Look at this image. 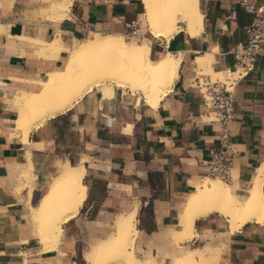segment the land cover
I'll return each instance as SVG.
<instances>
[{
    "label": "crops",
    "instance_id": "obj_1",
    "mask_svg": "<svg viewBox=\"0 0 264 264\" xmlns=\"http://www.w3.org/2000/svg\"><path fill=\"white\" fill-rule=\"evenodd\" d=\"M58 1L0 0V264H78L81 239L104 241L107 225L134 210L133 248L144 259L162 264L208 244L215 250L210 264H264V221L229 234L223 217L212 214L195 221L197 237L171 239L187 197L207 178L200 163L220 149L218 125L197 87L196 60L208 55L215 73L232 72L231 51L246 42L252 15L236 0H199L200 32L191 37L178 23L181 30L165 41L152 37L141 22V0H71L60 19L51 18L45 11ZM97 34L135 43L147 38L153 62L167 54L180 58L170 90L154 108L126 89L97 87L24 141L14 129L17 110L10 100L39 92L38 82L63 66L75 44ZM58 38L62 49L40 51ZM233 98L229 129L235 155L226 184L242 196L264 168V53L254 71L237 82ZM64 162L83 167L86 200L62 224L57 246L45 249L31 208ZM26 173L33 174L29 183ZM261 196L264 204V180Z\"/></svg>",
    "mask_w": 264,
    "mask_h": 264
},
{
    "label": "bare ground",
    "instance_id": "obj_2",
    "mask_svg": "<svg viewBox=\"0 0 264 264\" xmlns=\"http://www.w3.org/2000/svg\"><path fill=\"white\" fill-rule=\"evenodd\" d=\"M70 1L60 0L52 4L45 13L51 18H59L69 8ZM198 1L141 0L144 10L140 17L141 22L156 39L169 41L181 30L178 23H184L186 33L194 37L202 28ZM149 44L147 38L134 43L127 42L121 36L100 34L94 35L87 42L75 44L63 66L49 72L38 82L39 92H21L13 96L11 104L17 110L14 129L26 141L32 130L41 127L48 118L64 112L86 93L100 86L126 89L133 95H139L145 104L155 108L177 78L180 58L167 54L153 62L149 59ZM56 47L62 49L59 38L47 45L46 53L52 52ZM196 63L200 76L222 77L221 73L214 72L208 55L198 58ZM83 177L82 166L73 167L69 162L61 165L37 207L31 208L33 210L29 208L34 215L33 228L45 249L57 246L62 235L61 225L74 218L86 200L87 188L82 182ZM32 179L31 173L23 176L25 183ZM263 180L264 168L258 170L252 188L244 197L237 194L235 187L220 180L197 185L195 191L186 199L178 228L172 231L171 239L181 243L197 237L195 221L212 214L225 219L229 234L238 231L250 221L263 222ZM135 215L134 210L116 216L111 223L112 233L98 245L91 246L83 256L85 263L157 264L153 257L139 259L134 253L133 245L138 234ZM50 242L52 244L48 246ZM213 252L212 247L195 248L173 258L169 264H210L208 256Z\"/></svg>",
    "mask_w": 264,
    "mask_h": 264
},
{
    "label": "built area",
    "instance_id": "obj_3",
    "mask_svg": "<svg viewBox=\"0 0 264 264\" xmlns=\"http://www.w3.org/2000/svg\"><path fill=\"white\" fill-rule=\"evenodd\" d=\"M240 8L252 15L251 24L245 29L246 42L236 46L232 51L234 70L227 72L223 80L212 81L209 76H200L197 87L201 101L207 112L218 125L217 136L220 149L211 151L212 158L202 161L207 178L227 183L231 176L235 155L230 140V123L234 113L233 91L238 81L254 71L258 57L264 53V0H236Z\"/></svg>",
    "mask_w": 264,
    "mask_h": 264
},
{
    "label": "rangeland",
    "instance_id": "obj_4",
    "mask_svg": "<svg viewBox=\"0 0 264 264\" xmlns=\"http://www.w3.org/2000/svg\"><path fill=\"white\" fill-rule=\"evenodd\" d=\"M61 17H59V19H60ZM135 43V42H134ZM46 47H47V45H43L42 47H40L39 49H40V51H43V52H46ZM223 76L224 75H222V77H213V76H209L211 79H212V81H216V80H223ZM12 100V99H11ZM11 100H10V103H11ZM209 180V181H208ZM213 180H215V179H209V178H206V179H204L203 180V184H208L210 181H213ZM206 181H208V182H206ZM237 192V191H236ZM237 194H240V193H238L237 192ZM241 194H243V193H241ZM243 197L244 196H246V194L244 193L243 195H242ZM224 219V218H223ZM224 221H225V219H224ZM228 225V224H227ZM62 226V225H61ZM107 229H108V231H109V235L112 233L111 231H112V225H111V227H110V225H107ZM111 232V233H110ZM109 237V236H108ZM107 237V238H108ZM60 238H62V237H60ZM106 238V239H107ZM105 239V240H106ZM59 242H60V240H59ZM102 242V241H101ZM48 244H52L51 242L50 243H48ZM58 244V243H57ZM80 244H81V246H80V249L78 250V255H77V258H78V261H79V263L78 264H88V263H85V261L83 260V256L91 249V246L92 247H94L93 245H98L99 243H97V244H95V243H93L92 241H90V240H88V239H86V238H84V239H81L80 240ZM134 247V246H133ZM212 246H210V245H208V244H206V245H204L203 247H200V246H197L196 248L197 249H205V248H211ZM195 249V248H194ZM133 250H134V248H133ZM215 251V250H214ZM135 253V252H134ZM136 255V254H135ZM139 259H144V258H142V257H140V256H138V255H136ZM208 260H210V259H208ZM161 261V260H160ZM159 260H157V262H160ZM172 260H169V261H163V263L162 264H169L170 262H171Z\"/></svg>",
    "mask_w": 264,
    "mask_h": 264
}]
</instances>
